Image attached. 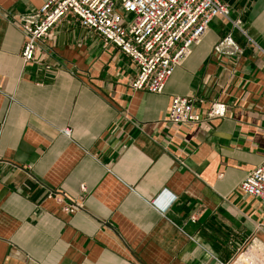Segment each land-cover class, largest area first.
<instances>
[{
  "label": "crops",
  "instance_id": "crops-1",
  "mask_svg": "<svg viewBox=\"0 0 264 264\" xmlns=\"http://www.w3.org/2000/svg\"><path fill=\"white\" fill-rule=\"evenodd\" d=\"M47 1L0 0V264H222L264 241L240 188L264 163V0H222L246 35L213 19L162 94L73 16L24 64L16 20ZM228 35L242 54L216 50ZM176 96L203 122H170Z\"/></svg>",
  "mask_w": 264,
  "mask_h": 264
},
{
  "label": "built area",
  "instance_id": "built-area-1",
  "mask_svg": "<svg viewBox=\"0 0 264 264\" xmlns=\"http://www.w3.org/2000/svg\"><path fill=\"white\" fill-rule=\"evenodd\" d=\"M67 16L96 33L106 46L116 47L136 66L131 87L134 91L162 94L175 70L198 46L213 19L229 20L234 29L243 30L240 20L231 18V10L222 0H49L37 11L16 20L25 37L21 58L24 64L35 61L38 47ZM216 50L242 54L243 49L228 35ZM195 99L176 96L172 99L169 121L174 124H197L203 116L195 110ZM226 108L214 104L208 117L223 116ZM71 135V130L65 131ZM241 191L264 206V163L249 171ZM85 191V187H82ZM49 200L75 214L79 206L51 190ZM157 204V201H154ZM192 217V221H196ZM264 225H259L262 230ZM264 264V241L253 235L237 249L228 263Z\"/></svg>",
  "mask_w": 264,
  "mask_h": 264
}]
</instances>
